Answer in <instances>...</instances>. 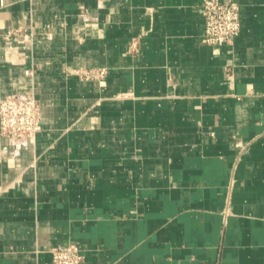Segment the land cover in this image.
Segmentation results:
<instances>
[{
    "label": "crops",
    "instance_id": "0c3cea01",
    "mask_svg": "<svg viewBox=\"0 0 264 264\" xmlns=\"http://www.w3.org/2000/svg\"><path fill=\"white\" fill-rule=\"evenodd\" d=\"M235 1L208 45L202 0H0V98L43 126L0 134V264H264V0Z\"/></svg>",
    "mask_w": 264,
    "mask_h": 264
},
{
    "label": "built area",
    "instance_id": "2783aa9c",
    "mask_svg": "<svg viewBox=\"0 0 264 264\" xmlns=\"http://www.w3.org/2000/svg\"><path fill=\"white\" fill-rule=\"evenodd\" d=\"M203 42L219 45L232 42L241 32V7L235 0H202ZM12 31L6 34L9 39ZM136 47V42H133ZM26 74L32 75L33 69ZM107 75L106 68H88L86 79H100ZM42 110L35 93L9 94L0 98V134L16 145L29 147L36 142L42 130ZM84 258L80 247L69 242L52 249V264H80Z\"/></svg>",
    "mask_w": 264,
    "mask_h": 264
}]
</instances>
